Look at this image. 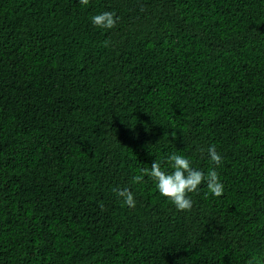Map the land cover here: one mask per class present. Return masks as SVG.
<instances>
[{"label":"trees","instance_id":"obj_1","mask_svg":"<svg viewBox=\"0 0 264 264\" xmlns=\"http://www.w3.org/2000/svg\"><path fill=\"white\" fill-rule=\"evenodd\" d=\"M0 264H264V0H0Z\"/></svg>","mask_w":264,"mask_h":264},{"label":"clouds","instance_id":"obj_2","mask_svg":"<svg viewBox=\"0 0 264 264\" xmlns=\"http://www.w3.org/2000/svg\"><path fill=\"white\" fill-rule=\"evenodd\" d=\"M79 3L86 6L89 4V0H79ZM92 23L97 28L112 29L116 26L117 18L114 13L105 11L93 16ZM207 151L210 160L215 165L222 164V156L216 151L214 145L209 146ZM167 164L173 171L164 170L161 162L155 160L150 169H140V174L133 177V182L139 184L144 182L145 176H148L156 183L160 195L170 200L177 211L191 210L193 202L188 194L196 192L202 183H206L208 191L214 196H222L224 185L215 168L205 174L201 170L194 169L189 158L177 154H171L167 158ZM114 191L117 196L122 198L125 205L135 208L136 200L129 188H115Z\"/></svg>","mask_w":264,"mask_h":264}]
</instances>
